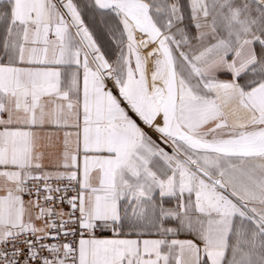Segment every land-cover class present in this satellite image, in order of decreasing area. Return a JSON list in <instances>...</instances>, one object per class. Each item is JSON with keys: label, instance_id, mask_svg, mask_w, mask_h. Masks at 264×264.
Wrapping results in <instances>:
<instances>
[{"label": "snow or ice", "instance_id": "6c2138e0", "mask_svg": "<svg viewBox=\"0 0 264 264\" xmlns=\"http://www.w3.org/2000/svg\"><path fill=\"white\" fill-rule=\"evenodd\" d=\"M0 264H264V0H0Z\"/></svg>", "mask_w": 264, "mask_h": 264}, {"label": "crops", "instance_id": "0c3cea01", "mask_svg": "<svg viewBox=\"0 0 264 264\" xmlns=\"http://www.w3.org/2000/svg\"><path fill=\"white\" fill-rule=\"evenodd\" d=\"M223 78H227V77H223Z\"/></svg>", "mask_w": 264, "mask_h": 264}, {"label": "rangeland", "instance_id": "374dc122", "mask_svg": "<svg viewBox=\"0 0 264 264\" xmlns=\"http://www.w3.org/2000/svg\"><path fill=\"white\" fill-rule=\"evenodd\" d=\"M223 78V77H222Z\"/></svg>", "mask_w": 264, "mask_h": 264}]
</instances>
